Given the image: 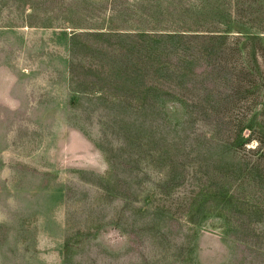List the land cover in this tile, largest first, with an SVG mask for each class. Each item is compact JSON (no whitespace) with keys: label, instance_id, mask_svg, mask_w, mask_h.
Wrapping results in <instances>:
<instances>
[{"label":"rangeland","instance_id":"374dc122","mask_svg":"<svg viewBox=\"0 0 264 264\" xmlns=\"http://www.w3.org/2000/svg\"><path fill=\"white\" fill-rule=\"evenodd\" d=\"M241 130L264 141V0H0V264H264Z\"/></svg>","mask_w":264,"mask_h":264},{"label":"trees","instance_id":"16d2710c","mask_svg":"<svg viewBox=\"0 0 264 264\" xmlns=\"http://www.w3.org/2000/svg\"><path fill=\"white\" fill-rule=\"evenodd\" d=\"M169 15H170V13L162 11L160 6H157L155 11L145 10L142 12V15H138L139 17H138V20H136V23L138 24V26L141 30L142 29L144 30L142 32L145 33V35H149V34H147V33H149V29H150V31H153V30H158L160 28H165L167 26V23L169 21H171V19H172L169 17ZM166 35L171 36L172 34H166ZM150 41L152 43L151 39H150ZM150 46H152V44ZM135 78H137V79H135V81L132 85V86H134V88L138 85V83L141 79L140 77H135ZM126 83H127V81L123 83L124 87L127 85ZM132 86H131V88H132ZM127 88L129 90H131L130 87H127ZM260 135H263L262 131L260 132ZM254 140H256V142L258 143L257 149H262V147L264 146V141H263L262 137L261 138L258 137L257 139L250 138V137L243 139L242 130L238 131V133L236 134V138L234 139V142L238 143L241 141L242 146L243 145L245 146L246 144H249L251 141H254Z\"/></svg>","mask_w":264,"mask_h":264}]
</instances>
